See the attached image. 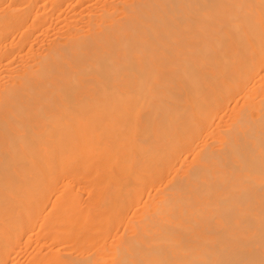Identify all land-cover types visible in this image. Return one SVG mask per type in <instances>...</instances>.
<instances>
[{
	"label": "bare ground",
	"instance_id": "bare-ground-1",
	"mask_svg": "<svg viewBox=\"0 0 264 264\" xmlns=\"http://www.w3.org/2000/svg\"><path fill=\"white\" fill-rule=\"evenodd\" d=\"M0 264H264V0H0Z\"/></svg>",
	"mask_w": 264,
	"mask_h": 264
}]
</instances>
